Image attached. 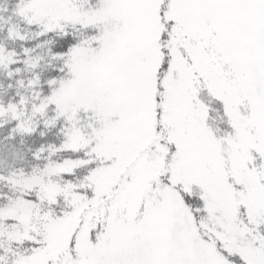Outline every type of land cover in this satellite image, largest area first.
Wrapping results in <instances>:
<instances>
[{
  "label": "snow or ice",
  "instance_id": "obj_1",
  "mask_svg": "<svg viewBox=\"0 0 264 264\" xmlns=\"http://www.w3.org/2000/svg\"><path fill=\"white\" fill-rule=\"evenodd\" d=\"M0 264H264V0H0Z\"/></svg>",
  "mask_w": 264,
  "mask_h": 264
}]
</instances>
